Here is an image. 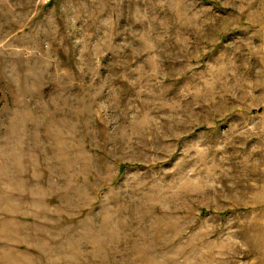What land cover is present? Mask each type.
I'll use <instances>...</instances> for the list:
<instances>
[{
    "label": "rangeland",
    "instance_id": "1",
    "mask_svg": "<svg viewBox=\"0 0 264 264\" xmlns=\"http://www.w3.org/2000/svg\"><path fill=\"white\" fill-rule=\"evenodd\" d=\"M0 264H264V0H0Z\"/></svg>",
    "mask_w": 264,
    "mask_h": 264
}]
</instances>
